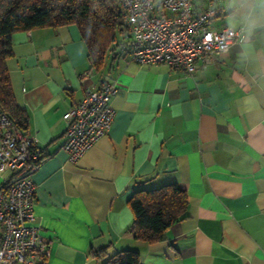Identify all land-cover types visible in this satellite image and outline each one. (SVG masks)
I'll return each instance as SVG.
<instances>
[{
    "label": "crops",
    "instance_id": "0c3cea01",
    "mask_svg": "<svg viewBox=\"0 0 264 264\" xmlns=\"http://www.w3.org/2000/svg\"><path fill=\"white\" fill-rule=\"evenodd\" d=\"M192 1L221 10L212 29L241 31L193 73L130 61L119 46L96 68L75 23L13 33L11 86L43 152L33 175L43 264H96L90 249L105 246L136 249L141 264H264V9L258 0ZM107 81L118 84L111 126L71 161L63 114ZM174 181L189 215L161 240L135 238L133 192Z\"/></svg>",
    "mask_w": 264,
    "mask_h": 264
},
{
    "label": "built area",
    "instance_id": "2783aa9c",
    "mask_svg": "<svg viewBox=\"0 0 264 264\" xmlns=\"http://www.w3.org/2000/svg\"><path fill=\"white\" fill-rule=\"evenodd\" d=\"M126 30L121 52L142 64L166 63L188 73L219 60L239 38L232 26L214 30L209 23L221 12L202 11L192 0H120ZM115 81L90 90L63 114L66 122L63 149L77 161L101 136L114 118ZM43 161L36 138L8 114L0 113V264H43L47 243L35 223L37 185L33 178Z\"/></svg>",
    "mask_w": 264,
    "mask_h": 264
},
{
    "label": "trees",
    "instance_id": "16d2710c",
    "mask_svg": "<svg viewBox=\"0 0 264 264\" xmlns=\"http://www.w3.org/2000/svg\"><path fill=\"white\" fill-rule=\"evenodd\" d=\"M75 23L87 43L93 65L100 68L107 53L119 46L126 30L120 0H0V113L27 128L28 114L15 100L6 59L12 55V35L17 30ZM133 220L127 228L135 238L155 242L168 228L189 215L186 189L178 182L136 189L128 200ZM96 264H141L132 248L111 251L108 246L90 249Z\"/></svg>",
    "mask_w": 264,
    "mask_h": 264
},
{
    "label": "clouds",
    "instance_id": "9594fccd",
    "mask_svg": "<svg viewBox=\"0 0 264 264\" xmlns=\"http://www.w3.org/2000/svg\"><path fill=\"white\" fill-rule=\"evenodd\" d=\"M259 5L261 6L262 9H264V0H258ZM264 26V24H262Z\"/></svg>",
    "mask_w": 264,
    "mask_h": 264
}]
</instances>
